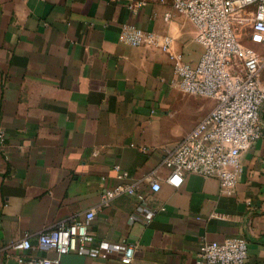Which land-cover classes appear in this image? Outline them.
<instances>
[{"label": "crops", "instance_id": "crops-1", "mask_svg": "<svg viewBox=\"0 0 264 264\" xmlns=\"http://www.w3.org/2000/svg\"><path fill=\"white\" fill-rule=\"evenodd\" d=\"M122 23L170 34L171 50L191 59L201 52L193 25L169 0H0V264H17L18 255L123 264L116 257L2 249L24 233L34 242L42 230L90 208L96 240L135 245L130 264H193L202 240L227 237L247 240L245 264H264V130L242 152L232 194L194 172L184 173L179 186L168 183L166 150L213 100L173 87L168 55L122 43ZM260 78L264 85V69ZM114 164L136 183L142 208L155 210L150 223L127 226L136 195L101 203L103 189L119 181ZM151 173L160 183L156 192L142 180Z\"/></svg>", "mask_w": 264, "mask_h": 264}, {"label": "built area", "instance_id": "built-area-1", "mask_svg": "<svg viewBox=\"0 0 264 264\" xmlns=\"http://www.w3.org/2000/svg\"><path fill=\"white\" fill-rule=\"evenodd\" d=\"M166 1V0H160ZM171 10L184 15L194 28V41L201 52L191 59L183 51L171 50L170 34L144 30L122 23L118 38L127 45L158 49L172 62L174 78L170 84L184 93L209 98L213 105L198 122L184 134L172 149L166 150L161 164L169 168L166 181L179 186L186 172L216 178L223 194H232L243 170L241 154L264 130V0H169ZM142 2L128 5L135 12ZM171 13L165 12L168 20ZM4 132L0 130V142ZM113 169L119 179L112 187L103 189L101 203L108 205L122 194L136 195L139 205L127 216V226L134 222L148 224L155 210L142 208L143 196L135 182H129V173L119 164ZM142 180L150 190L160 188L154 174ZM94 208L61 222L35 236L24 233L21 238L4 245L2 249L27 252L34 248L54 250L58 256L74 252L91 257H116L123 264L134 259L135 245L114 244L96 240L89 229ZM9 251L7 252V254ZM248 242L244 237L223 240H202L193 264H245ZM17 264H58L59 258L16 257Z\"/></svg>", "mask_w": 264, "mask_h": 264}]
</instances>
